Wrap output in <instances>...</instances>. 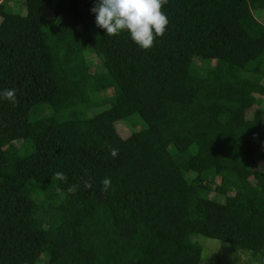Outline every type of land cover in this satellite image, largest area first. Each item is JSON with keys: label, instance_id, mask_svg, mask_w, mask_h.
I'll return each instance as SVG.
<instances>
[{"label": "trees", "instance_id": "1", "mask_svg": "<svg viewBox=\"0 0 264 264\" xmlns=\"http://www.w3.org/2000/svg\"><path fill=\"white\" fill-rule=\"evenodd\" d=\"M19 1L0 0V91L15 89L18 100L0 99V143L17 132L28 150H0V264H36L45 254L49 264L64 256H78L76 264H201L199 235L264 264V140L251 134V121L263 118L264 0H169L168 31L149 51L126 32L97 28L96 0H54L46 23L44 0L12 5ZM195 58L215 63L200 74ZM109 88V108L138 115L144 128L125 138L110 127L90 130L77 110ZM60 92L71 105L42 111ZM161 135L177 148L199 147L183 167ZM185 171L221 174L213 196ZM56 172L67 182L53 180ZM35 185L62 197L37 209Z\"/></svg>", "mask_w": 264, "mask_h": 264}, {"label": "rangeland", "instance_id": "2", "mask_svg": "<svg viewBox=\"0 0 264 264\" xmlns=\"http://www.w3.org/2000/svg\"><path fill=\"white\" fill-rule=\"evenodd\" d=\"M19 2H13L14 7H18ZM44 23L52 19V7L54 0H44ZM82 6H90V0H80ZM258 19L264 24V10L258 15ZM1 23V17H0ZM89 64L90 71L93 73V78L98 81L100 78V68L99 61L96 56L90 55L86 58ZM215 63L212 59H200L195 58L193 61V68L197 70L200 74H206L208 69ZM113 96V90L111 88L104 89L94 95L95 103L92 106L84 107L78 109V115L80 118L84 119L90 130L96 134V132L101 131L104 127L112 128L121 138H125L131 132L138 131L145 127L144 122L136 114H131L129 116H124L115 107L109 108L110 98ZM257 104L256 107L263 111L262 119H254L251 121V134L258 138L264 140V97L257 94ZM72 103L71 99L68 97L64 98V93L60 92L55 95L49 105L44 106L42 111H56L65 107L70 106ZM250 112V111H249ZM160 139L167 145L170 153L173 157L178 160V162L185 166L187 159L192 156L197 148L199 147V142L197 140L193 141L190 145L183 148H177L173 143H171L166 135H161ZM0 150L5 152L7 155L13 156L19 152H26L28 150V144L25 143L22 136L19 133H14L11 140L5 144L0 143ZM263 166V163L260 164ZM252 169L243 168L240 175L245 178L251 179ZM186 179L189 183L199 186L207 193L209 196H213L214 186L221 181V174L213 175H196L190 171H185ZM32 197L37 203V209L43 207H49L51 203L55 200L61 199L62 193L57 188H53L51 191H46L44 188L35 185L30 189ZM218 198L221 195H215ZM240 203H249L248 199L243 197H232ZM197 241L201 243L203 247L201 264H258V262L250 255L248 252L233 250L227 243L208 238L205 236H197ZM78 256H64L61 259L60 264H76L78 263ZM36 264H49V256L42 255Z\"/></svg>", "mask_w": 264, "mask_h": 264}, {"label": "clouds", "instance_id": "3", "mask_svg": "<svg viewBox=\"0 0 264 264\" xmlns=\"http://www.w3.org/2000/svg\"><path fill=\"white\" fill-rule=\"evenodd\" d=\"M169 0H96L91 9L95 14L97 28L106 31L107 36H118L122 32L130 35V39L142 50L149 51L155 47L158 37H163L168 31L170 20L164 11V6ZM0 99L17 104L15 89L0 91ZM110 154L118 156V149L109 146ZM53 180L67 182L68 177L63 172H56ZM84 189H91L92 181L81 178ZM102 192H107L112 187L111 179L105 177L102 181ZM80 188L73 184L68 192L75 194Z\"/></svg>", "mask_w": 264, "mask_h": 264}]
</instances>
